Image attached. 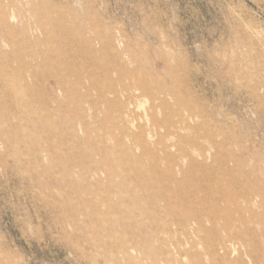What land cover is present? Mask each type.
I'll list each match as a JSON object with an SVG mask.
<instances>
[{
  "label": "rangeland",
  "instance_id": "374dc122",
  "mask_svg": "<svg viewBox=\"0 0 264 264\" xmlns=\"http://www.w3.org/2000/svg\"><path fill=\"white\" fill-rule=\"evenodd\" d=\"M0 264H264V0H0Z\"/></svg>",
  "mask_w": 264,
  "mask_h": 264
},
{
  "label": "bare ground",
  "instance_id": "6f19581e",
  "mask_svg": "<svg viewBox=\"0 0 264 264\" xmlns=\"http://www.w3.org/2000/svg\"><path fill=\"white\" fill-rule=\"evenodd\" d=\"M20 56H22V54H20ZM4 57V56H3ZM22 58V57H21ZM45 64V63H44ZM43 65V64H42ZM35 68V67H34ZM99 70V69H98ZM122 78V77H121ZM109 84V83H108ZM116 106V105H115ZM150 148V147H149ZM100 152V150H99ZM111 160V159H109ZM225 174V173H224ZM114 183V182H113ZM149 196V195H148ZM220 247L224 250L227 251V249L229 248V245L225 242V241H221L220 242Z\"/></svg>",
  "mask_w": 264,
  "mask_h": 264
}]
</instances>
